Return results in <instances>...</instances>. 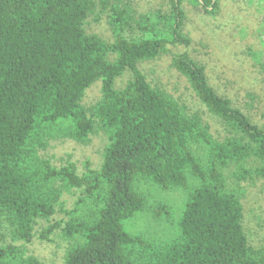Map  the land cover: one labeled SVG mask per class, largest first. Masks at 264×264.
Returning <instances> with one entry per match:
<instances>
[{
    "label": "trees",
    "instance_id": "trees-1",
    "mask_svg": "<svg viewBox=\"0 0 264 264\" xmlns=\"http://www.w3.org/2000/svg\"><path fill=\"white\" fill-rule=\"evenodd\" d=\"M164 1L142 13L130 0H0V264H45L26 248L43 221L38 239L60 228L69 242L63 264H264L242 206L246 186L264 179V113L255 92L249 106L218 94L185 51L171 67L221 132L147 79L140 64L192 42L184 2L207 16L220 6ZM103 16L112 42L86 32ZM241 54L264 85V48ZM96 82L101 96L85 108ZM98 134L107 141L98 169L86 161L79 174L72 161L56 167L41 155L54 141L87 144ZM155 186L182 192L178 213L165 202L150 211ZM75 191L68 209L62 197ZM59 212L68 221L49 224ZM139 213L156 222L150 232L130 231ZM162 223L167 238L151 233Z\"/></svg>",
    "mask_w": 264,
    "mask_h": 264
},
{
    "label": "rangeland",
    "instance_id": "rangeland-1",
    "mask_svg": "<svg viewBox=\"0 0 264 264\" xmlns=\"http://www.w3.org/2000/svg\"><path fill=\"white\" fill-rule=\"evenodd\" d=\"M130 2L142 13L166 8L164 0H130ZM183 9L185 12L184 31L190 36L191 44L188 47H169L167 54L154 61L140 64L147 79L166 89L180 102L185 103L189 111L201 113L204 120L212 126L213 131L221 132L219 122L205 112L183 78L171 67L173 55L185 51L206 67L208 82L218 94L228 96L239 106L244 104L249 106L252 102L247 95L255 92L257 98L256 101L253 100L254 107L264 113V106L259 104L261 99L264 101L263 80L251 74L250 65L245 61V56L241 54L246 49L264 48V0H220L219 10L214 16L205 15L199 6H194L188 1L184 2ZM86 32L97 35L108 42L113 41L105 16L99 23L88 19ZM129 78L130 73H125L116 81L115 86L122 87ZM100 88L101 83L96 82L86 90L81 100L85 108H89L99 100ZM106 143V137L102 134L91 136L87 144H79L72 140L54 141L41 155L50 159L56 167L65 164L67 160L72 161L77 172L81 174L86 161L89 162L91 168H99ZM138 187L142 190L140 184ZM154 188L150 200L152 206L150 211L156 209L157 202H165L175 214L178 213L182 205V192L164 190L157 186ZM77 197V191L64 194L62 200L66 208L71 209ZM242 206L243 226L248 243L254 247L264 246V179L258 180L253 186H246ZM68 219L59 212L51 218L49 224L59 221L66 222ZM148 222H152L151 215L147 213L141 217L139 213L127 224L130 225L131 232L143 233L150 232L148 229L150 227H147ZM152 223L156 224V222ZM46 225L47 223L43 221L35 228L34 238L26 245L27 252L45 264H63L64 252L69 242L63 238L60 228L55 229L49 236L50 241L38 239L39 233ZM61 225L63 226V223ZM168 227V223L153 226L152 230L155 232L151 233L157 234L158 237H166L167 231L170 230Z\"/></svg>",
    "mask_w": 264,
    "mask_h": 264
}]
</instances>
